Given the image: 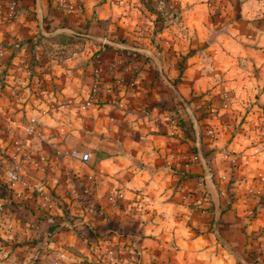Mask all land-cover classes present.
<instances>
[{"label": "crops", "instance_id": "obj_1", "mask_svg": "<svg viewBox=\"0 0 264 264\" xmlns=\"http://www.w3.org/2000/svg\"><path fill=\"white\" fill-rule=\"evenodd\" d=\"M69 1L60 26L57 0H0V264H264V0H177L158 35L137 0ZM202 94L229 125L187 111Z\"/></svg>", "mask_w": 264, "mask_h": 264}, {"label": "trees", "instance_id": "obj_2", "mask_svg": "<svg viewBox=\"0 0 264 264\" xmlns=\"http://www.w3.org/2000/svg\"><path fill=\"white\" fill-rule=\"evenodd\" d=\"M140 3L144 4V6H146L147 10L149 9L151 11V13L153 14H158V15H162V13H167V14H173V15H178L179 14V11H178V8L177 7H174V8H169L167 6H164V8L162 9L163 12L160 13L159 11H157V6H156V0H139ZM165 1V0H164ZM214 11V10H213ZM213 11H211L212 13H214ZM60 20H61V23H60V26H69L68 25V21L70 19L69 15L70 13L68 14H63V13H60ZM84 33H86V31H83ZM77 36H81L80 34H77ZM76 35H66L64 33H57V35L55 36H39V40L41 38H45L47 40H52L54 37H57V39H62L64 42H67V43H73V42H79L80 39L76 36ZM30 40H26V41H18V45L21 46L23 43H27L29 42ZM60 41V40H59ZM32 43L34 44L35 41H32ZM108 46V44H105ZM169 51V50H168ZM129 52V56H135V57H141V53H138L137 51H134V50H128ZM185 57H182V59H184ZM182 59H180L179 61H177V67H178V73H177V77L170 81L171 84L176 87L178 81H179V76L181 74V70H182V67H183V62L181 61ZM31 69H28V74H27V77L28 76H31ZM204 97V94L202 95H199L195 98H190L188 100H185L184 102L187 104V108H192V114L195 118L196 121L199 120V117L196 115V112L199 111L200 112V117L203 116L204 114H207V113H213L214 115H216V117L219 119L220 121V124L221 125H225V124H230L229 121L232 120V117H231V113L230 112V117H225V113L223 112V109H222V104L224 102L222 96L220 94H217L214 98V96L208 98V99H203V100H200L201 101V104L197 105L196 106V103H198L197 99H202ZM197 98V99H196ZM194 104V105H193ZM175 119H176V123L177 124H189V126L191 127V130L192 131H195V128H194V125H193V121L191 119V117L189 116V113L184 110V107H183V110L180 111V112H176L175 113ZM208 134V133H207ZM203 137V134L202 132L200 131L199 132V139L201 141ZM254 196V198H257V203H262L264 202V188L262 189V191L260 190L259 192H253L252 194ZM261 235L264 236V227L260 230L259 232ZM262 250L259 252L258 255H256V258L259 257V255L261 256L262 254ZM135 256H137L136 254H134ZM255 257V256H254ZM136 261H138V257H136L135 259ZM255 262L259 264L258 260L255 259Z\"/></svg>", "mask_w": 264, "mask_h": 264}, {"label": "built area", "instance_id": "obj_3", "mask_svg": "<svg viewBox=\"0 0 264 264\" xmlns=\"http://www.w3.org/2000/svg\"><path fill=\"white\" fill-rule=\"evenodd\" d=\"M57 1H58V7H59L61 13L66 15L67 13H70V12L74 11L75 7L72 4V2H70L69 0H57ZM162 4H163L162 0H156V6L158 7L159 10H162V8H163ZM209 8H210V11L214 10L213 3L209 4ZM168 15L171 16V14H168ZM94 71H95V82H98V83L95 84V88H94L93 93L86 100V105H88L92 101H94V97H96V94L99 91V89L105 88L106 91L112 90L111 89L112 86L109 83L108 84H103L102 82H100L99 76H100V74L102 72V68H101L100 63H98V65H97V67L95 68ZM96 88H97V90H96ZM223 100H224V102H223V104L221 106L225 107L226 103H227V94L223 95ZM187 111H189V113H190V109L189 108H187ZM171 122L174 123V120L172 119ZM207 133L210 136L213 135V131L211 129L208 130ZM262 144L263 145L261 146L260 150H264V142ZM258 151L259 150H256V152H258ZM72 154L73 155H79L80 159L83 160V161H87L88 158H89V153H87V152L80 153V152H78L75 149L72 151ZM6 173H7V179H8L9 184L11 186L15 185V183H22V185H26V182L22 180V177H21V174H20V165L17 162H13L11 164V166L7 169ZM259 191H260V189H256L255 190V192H259ZM249 192H250V194H253L254 191L250 190ZM109 199H112L111 195H110Z\"/></svg>", "mask_w": 264, "mask_h": 264}, {"label": "rangeland", "instance_id": "obj_4", "mask_svg": "<svg viewBox=\"0 0 264 264\" xmlns=\"http://www.w3.org/2000/svg\"><path fill=\"white\" fill-rule=\"evenodd\" d=\"M163 1V8H164V6H166V8H167V6L169 7V8H174V7H176L177 5H176V1L177 0H173V3L171 4V3H169V4H167V1L168 0H162ZM202 3H207V5L209 6V4H212L213 2H215L216 0H200ZM136 2H140L139 0H137ZM175 2V3H174ZM188 2H189V0H188ZM190 2H193L194 3V0H190ZM172 5V6H171ZM137 8H139V10L141 11V16H140V19H142V23H143V26H141V27H138V29L136 28V30H140V31H144V32H149V30H150V32L151 33H154V34H161V33H163L164 31H165V29L168 27V26H170V25H176V27L177 28H180V27H182V24H181V16L178 14V15H173V14H171V16H169L167 13H162L163 12V10H159L158 9V7H157V11H159L160 13H162V15L160 16V15H158V14H154L155 15V19H153L152 18V16H150L151 14H153V13H151V11L148 9L147 10V8H146V6H144V4H142V3H140V5L139 6H137ZM141 8V9H140ZM162 8V9H163ZM209 10V9H208ZM162 11V12H161ZM149 12V13H148ZM146 18H148L150 21H149V23H148V21H146L145 19ZM156 21V23H153V22H155ZM157 31V32H156ZM149 32V33H150ZM65 34V33H64ZM211 34H214V32L213 31H211ZM66 35H68V34H66ZM60 40V41H59ZM57 43H60V44H65V45H67V44H70V43H67V42H64L62 39H57V41H56ZM80 42V41H79ZM73 43H78V42H73ZM206 45H208L207 43H206ZM54 51H59V50H54ZM63 51L66 53V54H68L67 52H68V50H67V48H65V49H63ZM92 57H93V55H92ZM96 61H97V63H98V59H96ZM96 63V66L94 67V70H95V68L97 67V64ZM102 68V67H101ZM93 74L95 75V71H93ZM224 95V94H223ZM223 95H222V98H223ZM229 101H228V97H227V103H226V106L224 107H222V109H223V112L225 113V114H227L226 113V110H228L229 109ZM242 120V119H241ZM246 122V121H245Z\"/></svg>", "mask_w": 264, "mask_h": 264}, {"label": "water", "instance_id": "obj_5", "mask_svg": "<svg viewBox=\"0 0 264 264\" xmlns=\"http://www.w3.org/2000/svg\"><path fill=\"white\" fill-rule=\"evenodd\" d=\"M224 30V27L222 28V30H220L219 32H222ZM218 32V33H219ZM131 50H134V51H138V49H136V48H130ZM183 103H184V105H185V107H187V104L183 101ZM206 177H209V172H207L206 171Z\"/></svg>", "mask_w": 264, "mask_h": 264}]
</instances>
